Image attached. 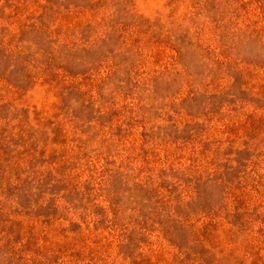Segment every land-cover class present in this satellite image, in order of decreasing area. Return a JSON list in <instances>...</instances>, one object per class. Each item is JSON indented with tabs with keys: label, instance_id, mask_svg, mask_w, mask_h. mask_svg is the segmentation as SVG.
<instances>
[{
	"label": "rangeland",
	"instance_id": "obj_1",
	"mask_svg": "<svg viewBox=\"0 0 264 264\" xmlns=\"http://www.w3.org/2000/svg\"><path fill=\"white\" fill-rule=\"evenodd\" d=\"M0 264H264V0H0Z\"/></svg>",
	"mask_w": 264,
	"mask_h": 264
}]
</instances>
